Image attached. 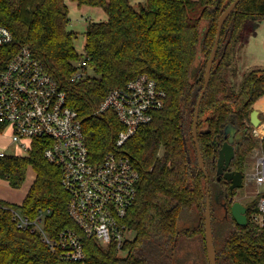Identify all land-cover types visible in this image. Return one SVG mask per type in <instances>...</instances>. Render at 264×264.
<instances>
[{
  "label": "trees",
  "instance_id": "1",
  "mask_svg": "<svg viewBox=\"0 0 264 264\" xmlns=\"http://www.w3.org/2000/svg\"><path fill=\"white\" fill-rule=\"evenodd\" d=\"M75 1L98 6L107 16L104 21L89 22L84 32L85 55L95 76L71 80L79 56L73 46L75 34L66 29L69 19L65 0H0V25L12 35L5 48L12 54L27 45L59 82L67 103L82 119L93 159L117 151L127 155L138 169L136 199L125 218L134 238L126 243L127 252L119 255L114 245L84 237L86 258L81 262L60 258L38 232L18 228L9 210L13 206L29 217L39 209H49L45 223L51 235L74 227L67 211L70 195L61 185L60 170L36 148L27 154L0 156V178L12 187L22 185L28 167L35 172L21 204L0 199V264H150L151 254L158 258L165 248L176 246L181 236L178 218L192 209L200 218L192 233L204 234L206 181L198 165L191 125L217 19L232 0H144V5L137 7L129 0ZM261 18L264 0H240L236 4L221 28L210 79L200 102L197 142L208 173L211 212V199H222L216 195V148L222 141L219 130L231 120L243 128L253 104L264 93V68L244 73L239 89L230 93L220 73L231 60L238 32L246 21ZM197 56L199 61L192 73ZM139 73L153 78L166 91V98L152 119L117 147L115 139L122 126L115 113L108 110L96 114L94 110L110 88L124 85ZM243 134L234 146L230 169L241 168L256 146V137L249 130ZM256 202L257 197L250 201L247 221L241 225L230 212V201L225 200L231 228L217 251V259L230 264H264V228L250 219Z\"/></svg>",
  "mask_w": 264,
  "mask_h": 264
},
{
  "label": "built area",
  "instance_id": "2",
  "mask_svg": "<svg viewBox=\"0 0 264 264\" xmlns=\"http://www.w3.org/2000/svg\"><path fill=\"white\" fill-rule=\"evenodd\" d=\"M12 40L10 30L0 25V156L15 146L23 154L40 148L43 157L60 170V182L69 193L67 211L74 227L51 235L46 229L49 209H39L34 217L10 207L11 218L21 229L36 231L51 251L62 259L84 262V237L102 245H114L117 253L127 252L126 243L134 238L125 218L137 194L139 171L130 158L117 151L106 152L101 159L89 153L76 109L67 103V94L45 69L27 45L10 54L5 48ZM89 57L74 61L72 81L89 77ZM166 91L146 73H139L124 85L110 88L94 113L111 110L122 128L115 145L120 147L165 101ZM250 126L259 139L253 151L254 165L248 180L264 183V119ZM18 155V154H16ZM257 202L250 219L264 228V192L255 193Z\"/></svg>",
  "mask_w": 264,
  "mask_h": 264
},
{
  "label": "rangeland",
  "instance_id": "3",
  "mask_svg": "<svg viewBox=\"0 0 264 264\" xmlns=\"http://www.w3.org/2000/svg\"><path fill=\"white\" fill-rule=\"evenodd\" d=\"M136 7L138 4L144 5V0H129ZM68 7V23L66 29L75 34L73 40V46L81 58L85 54V29L89 22L92 21H104L107 16L102 8L98 6H90L87 4H79L75 0H65ZM238 40L234 44V53L228 64L222 69L220 75L226 83L227 92H236L239 89V84L243 78V74L251 69L264 68V18L261 19H250L246 21L242 30L238 32ZM198 56L195 58L191 66V71H196L198 64ZM87 74L89 77L95 76L96 73L91 67H87ZM263 95V96H262ZM259 96L253 108L257 106L262 107L264 100V93ZM261 97V98H260ZM260 98V99H259ZM259 100V102H258ZM264 110V107H262ZM259 139L256 138V146L247 157L244 171H251L254 165L253 151L257 148ZM7 153L12 155L23 154L21 150H18L13 145H9L5 148ZM160 150H163L161 146L157 152L158 156H161ZM162 153V152H161ZM35 175L31 167H28L26 171V177L22 185L18 188L12 187L7 180L0 178V199L10 202L11 204H21L26 192L32 182L34 181ZM248 193L256 197L257 191L264 192V183L256 184L250 182L248 185ZM243 191L237 192L236 199L242 201ZM252 197H250L252 199ZM258 198V197H257ZM250 199V201H251ZM219 202L215 199H211L212 206V231L214 246L217 251L220 249V245L224 239L225 234L230 230L231 224L227 221L229 218L224 219V211L218 205ZM225 220V221H224ZM200 218L195 209L185 212L178 218L177 226L178 230L181 231V236L178 239L173 252L167 257L161 256H150V264H208L207 257L205 256V243L204 234L192 233L194 229L199 225ZM186 233H185V232ZM185 234H182V233ZM221 264H230L222 261Z\"/></svg>",
  "mask_w": 264,
  "mask_h": 264
},
{
  "label": "water",
  "instance_id": "4",
  "mask_svg": "<svg viewBox=\"0 0 264 264\" xmlns=\"http://www.w3.org/2000/svg\"><path fill=\"white\" fill-rule=\"evenodd\" d=\"M240 0H232L220 13L217 19V26H216V32L214 41L210 50V53L208 55V58L206 60L205 65V71H204V82L203 86L201 88V91L198 95L195 107H194V114L192 118V125H191V133L196 149L197 154V161L200 169L203 171L206 181V196H205V206L203 210V216H204V241H205V249H206V255L209 264H216V251L213 241V231H212V216H211V209H210V198H209V192H208V173L206 171V168L204 166V162L202 159V155L200 152L199 144L197 142V123H198V114H199V107L200 102L203 97V94L206 90L207 84L210 79L211 75V69L212 64L214 62L219 40H220V32L221 28L223 26V23L225 22L226 18L229 16V14L232 12L236 4ZM261 117H260V110L258 108H253L252 111L249 114V122L254 127H258L261 124ZM228 132V127L225 128V133ZM233 132H231L229 139L222 142L221 146L217 150V158H216V175L217 179L221 177V174L223 178L226 180L231 181L230 189L234 187H240L242 185V177L243 173L241 171H231L228 170V165L230 163V160L234 156V148H233ZM242 136L241 133L236 134V138H240ZM189 159V156H188ZM230 212L235 219V221L238 224L244 225L247 221V216L245 214L246 208L242 203L239 201H233Z\"/></svg>",
  "mask_w": 264,
  "mask_h": 264
},
{
  "label": "flooded vegetation",
  "instance_id": "5",
  "mask_svg": "<svg viewBox=\"0 0 264 264\" xmlns=\"http://www.w3.org/2000/svg\"><path fill=\"white\" fill-rule=\"evenodd\" d=\"M247 122H249V119H248V121L245 122L243 128H241V127L237 126L236 124H234L232 120L230 122H226L223 125V127L219 130V135H220V138L222 139V141H221L220 145L216 148V150L219 149V147L221 146V144H222L223 141L229 139V136H230L231 132H233V131H234V133H233V142H232L233 148H234L235 144H237V142L240 139L243 138V135H244L243 133H245L246 131L248 132V130H249L250 134L252 135L251 128H250L249 125H247ZM226 127H228V132L227 133H225V128ZM237 133H241L242 136L240 138L239 137L236 138V134ZM249 155L250 154H248L247 157ZM247 157L245 158L244 163L242 164V167L239 168V169H230V167L228 165V170H231V171H241L243 173V177H242V181H241L242 182V185L240 187H234V188L230 189L231 181L226 180L225 178H223L222 174H221V177L218 179L219 185L216 188L217 189L216 190V195H217V197L218 196L222 197V199H221V201L219 202L218 205H220V207L224 211L223 212L224 213V219L225 218H229L228 217L227 208L225 207L226 206L225 205V200L228 199L230 201V207H231L233 201H239L238 199L235 198L236 195H237V192H239V191H243V193L241 195L242 201H239V202L242 203L244 205V207L246 208L245 214L247 216V211H248V207L250 205V199H251L250 197L253 196L252 194L250 195L248 193V189L247 188H248V185H250V181L248 180V174H246L245 171H244L245 170L244 169V166H245V162H246ZM252 199H253V197H252ZM217 201H219V200L217 199ZM173 250H174V247L173 248H170V249H168V247L165 248L164 255L168 257L173 252ZM215 251H216V264H221L222 263V260L220 258L217 259V256H218L217 254L218 253H217L216 248H215ZM205 256L207 257V255H206V249H205ZM207 262H208V259H207ZM208 264H209V262H208Z\"/></svg>",
  "mask_w": 264,
  "mask_h": 264
},
{
  "label": "crops",
  "instance_id": "6",
  "mask_svg": "<svg viewBox=\"0 0 264 264\" xmlns=\"http://www.w3.org/2000/svg\"><path fill=\"white\" fill-rule=\"evenodd\" d=\"M262 107H264V100L262 102ZM262 107L261 106H257L256 108H258L260 110V117L263 120L264 119V110L262 109ZM34 175H35V172H34Z\"/></svg>",
  "mask_w": 264,
  "mask_h": 264
}]
</instances>
